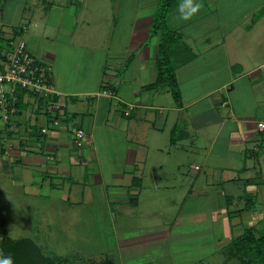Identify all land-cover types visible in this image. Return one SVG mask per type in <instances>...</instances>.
Instances as JSON below:
<instances>
[{"label":"crops","instance_id":"0c3cea01","mask_svg":"<svg viewBox=\"0 0 264 264\" xmlns=\"http://www.w3.org/2000/svg\"><path fill=\"white\" fill-rule=\"evenodd\" d=\"M17 1L0 0L5 6L3 10L0 6V65L10 47L23 39L27 50L50 66L57 94L45 102L21 92L14 112L6 119L0 115V182L7 189L21 188L29 197L46 201L53 197L64 208L98 202L99 210L91 212L100 216L99 221L110 224L117 220L120 225V219L134 216L131 212L136 210L145 180L142 175L148 173L151 186H159V180L167 177L169 169H163V162L169 152L160 157L165 147L178 156L174 169L181 173L178 164L183 155L175 149L181 148L188 150V167L196 173L189 191L202 182L195 199L218 201L209 216L212 222L221 218L219 234L215 233L221 246L233 230L239 234L242 219L237 216L245 217V222L257 220L253 211L263 213L264 207V128L256 126L264 121V6L258 18L253 15L264 0L252 5L247 0L243 5L242 0L246 9L242 26L239 22L218 39L214 23L190 43L185 37L190 33L186 22L176 15L173 18L174 14L169 17L170 29L179 33L188 49L181 58L173 56L180 106L163 100L161 86H147L156 76L158 34L148 35V30L157 0H96L98 15L90 23L82 15L83 0H76L81 6L73 13L68 9L72 0L32 1L36 9L56 11L58 16L49 25L46 20L36 25L31 18L17 23L25 7ZM196 2H202L207 13L219 9V0ZM31 26L36 31L29 32ZM234 31H239V40L231 38ZM177 48L183 50V45L172 50ZM101 89H111L113 95H103ZM164 92L169 93L167 88ZM129 104V113L124 115ZM134 112V121L125 122ZM54 118L57 125L51 124ZM76 127L85 133V142L78 149L72 145ZM111 130L119 131L120 137H114ZM171 131L173 142L169 140ZM108 134L115 140L113 148L105 146ZM184 140L188 149L183 147ZM92 181L100 185L95 195L90 194ZM234 183L242 184L240 193L224 191L233 190ZM207 187L221 192L210 194ZM248 199L261 203L242 209ZM240 201V212L228 209ZM128 206L134 209L130 211ZM254 206L260 209L253 210ZM77 210L65 213L74 217ZM176 216L161 225H141L134 220L117 240L118 264H139V256L156 253L157 244L177 236L172 237ZM168 224L174 228L170 230ZM107 254L113 255L100 251L96 257L82 259L85 264H114Z\"/></svg>","mask_w":264,"mask_h":264},{"label":"rangeland","instance_id":"374dc122","mask_svg":"<svg viewBox=\"0 0 264 264\" xmlns=\"http://www.w3.org/2000/svg\"><path fill=\"white\" fill-rule=\"evenodd\" d=\"M25 1H17L20 2L19 5L23 4L25 6L24 11L16 18V20H18L17 23H25L30 18L36 25L42 24L43 20H46L48 25L55 22L54 20H56L58 16L56 11L50 12L47 10V12H45L43 9L35 8V5L32 4L34 0ZM78 1L72 0V4L68 8L71 13H73V9L78 10L80 8L81 5ZM95 1L96 0H83L85 5L82 15L85 19L89 20V23L94 21L95 18L93 16L98 15ZM200 1L201 0H199V2ZM247 1L248 5L255 3V0ZM93 2L94 5L92 6ZM180 2L181 0H177L175 7L171 11L168 10L166 13V25L168 28L173 25L169 17L173 14V18L175 15H179L178 5ZM206 2L209 3L212 2V0H206ZM221 2H223V6ZM241 2L242 0H219V4L217 3L219 9H217L216 13H207L208 9L204 10L202 9L203 7H201L196 15L185 21L190 28V33H188L187 36L185 35V37L188 38L191 43L192 38L197 39L198 34H205V29H207L210 24L213 25L214 23L218 26L217 32H214V36H216L217 39L225 35L228 29L237 27L239 22H241L240 26H242V13L245 12L244 10L246 9L242 6L245 0L242 4ZM200 4H202V2H200ZM1 5L2 4H0V6ZM1 7L3 10L5 6L2 5ZM223 7H225V9ZM259 8L254 12V19L259 17ZM51 16L55 17L52 18ZM31 31H36V29L31 26L29 32ZM210 37H213L212 31ZM24 38L27 40L26 36ZM231 38L239 40V31H234ZM161 87L163 88V92L161 93L163 94V100L165 99V101H169L170 103L173 102L170 94H165L166 92H164L166 87ZM38 96L36 95V97ZM132 117L131 119H126L125 122L134 121V118L137 117L136 112H134ZM179 122L178 120V123ZM178 126L180 127V124H178ZM111 132L114 137H120L119 131L111 130ZM189 132L191 133L190 130ZM104 142H106V147L113 148L115 140L110 139V135L108 134ZM183 143L186 145L183 146L184 149H188V141L184 140ZM72 145L75 149H78L74 144ZM175 149H178V153L183 155L178 164L181 173L176 174L174 169V162L177 161L178 156H176L177 158L174 157L176 153L172 152L171 148L165 147L160 157L162 158L164 155L167 156V152H169V156H167L163 162V169H169L165 172L167 177L159 180L161 183H159V186H151L150 182L147 181L150 178L148 173L142 175L145 180L143 179V187L138 195V204L134 207L136 210L131 212L134 216L130 218V216L127 215L120 219L122 220L120 225L117 220L112 221L110 224L108 221L103 224L99 221L98 218L100 216H96L95 211L91 212L92 209L99 210L100 205H98V202L97 205L90 203L78 207L71 206L70 208H64L63 204L58 206V204L61 203L58 199L53 197H46L48 199L47 201L46 199H35L25 194L21 188L9 190L7 189V184L0 182V240L4 238H29L39 246L45 255L54 259L55 264H85L82 258L86 256L96 257L100 251L113 253V255L107 254L108 258L111 257L113 263L118 264L119 260L116 259L117 253L114 252L117 240L121 238V233L124 230L130 229L134 220H139L141 225H161L169 223V220H171L174 215H177L175 218V220L178 219L175 225L176 229L174 228V224L172 226L168 225L171 227L170 230H172V228L175 229L172 231V237L177 233L178 235L157 244V246L154 247L157 249L156 253H151L150 256L147 254L149 257L144 255L140 259L141 256H139V264H238L235 260L225 261L223 255L219 251L221 245L217 242L215 233L217 232V234H219L221 218L218 217L217 222H212L209 216L210 210L216 207L218 201L214 198L206 197L200 200L195 199L196 193L200 191L198 188H200L203 183H195L192 191H189L190 184L193 182V177L196 175L195 171L188 167L191 156H189L188 150L185 151L181 148ZM155 155H157V153ZM151 157L154 159V156ZM148 167L150 168L152 166L148 164ZM153 167L151 169H154ZM90 169L93 170L92 168ZM173 170L174 172H172ZM90 173L92 174V171H90ZM2 183L4 187L1 185ZM206 185H209L208 182ZM241 185L242 184L239 183L231 184L233 190L226 191L227 189H224V191L233 194L240 193ZM89 186L90 194L95 195L99 193V184H95L92 181L89 183ZM207 188H209L207 192L210 194L221 192L220 188ZM42 192L48 193L44 190ZM32 200L35 202L34 204H32ZM254 203L255 202H251L249 206ZM260 203L257 201L255 204ZM241 206L242 201L237 205L228 206V209L233 210ZM71 208L73 210L78 209L77 215L75 214L73 215L74 217H67L65 212H69ZM127 208L130 211L134 209L130 206ZM255 209H260V206H254L253 210ZM60 211H63L65 215ZM252 215L257 217V220L262 218L264 215V207L263 213L257 214V212L253 211ZM236 219L243 220V222L241 220V223L238 225L240 232L246 225L253 224L257 221L245 222V217L241 216H237ZM133 224L136 225L138 222H134ZM233 231L232 234L235 235ZM154 248H151L152 252Z\"/></svg>","mask_w":264,"mask_h":264},{"label":"trees","instance_id":"16d2710c","mask_svg":"<svg viewBox=\"0 0 264 264\" xmlns=\"http://www.w3.org/2000/svg\"><path fill=\"white\" fill-rule=\"evenodd\" d=\"M177 0H157L150 24L148 35L158 34V42L155 56L156 76L154 82L148 84V87L165 86L169 92L174 104L181 105L180 91L173 70V56L181 55L188 51L187 47L182 43L179 33L171 30L166 25V13ZM264 6L259 8V13H262ZM259 14V15H260ZM255 15H253L254 17ZM257 18V17H256ZM179 44L183 45V50L177 48V51L172 50ZM185 52V53H183ZM177 53V54H175ZM110 91H112L110 89ZM21 92H28L36 96V93L14 87L13 95L14 110L17 106V101ZM113 92V91H112ZM38 96V95H37ZM55 97V95L49 96ZM49 97H47L49 99ZM46 97H38V100L47 102ZM55 119V118H54ZM57 119V118H56ZM170 142H173V131L170 133ZM264 183V182H263ZM251 201H245L242 209H249ZM241 209L235 210L240 212ZM225 261L235 260L238 264H264V215L255 223L246 225L237 235H231L228 241L221 246L220 250ZM0 258L11 256L14 264H55V260L50 256L45 255L38 245L29 238H4L0 240Z\"/></svg>","mask_w":264,"mask_h":264},{"label":"built area","instance_id":"2783aa9c","mask_svg":"<svg viewBox=\"0 0 264 264\" xmlns=\"http://www.w3.org/2000/svg\"><path fill=\"white\" fill-rule=\"evenodd\" d=\"M263 68V67H262ZM50 66L40 61L31 54L25 45V41L19 38L8 51L6 58L0 65V115L6 119L8 115L14 112L13 95L14 87L25 89L36 93L41 97H49L56 95L51 79ZM7 87V88H6ZM101 94L112 96L113 93L109 89H101ZM131 105L123 110V114L129 113ZM57 119L51 121L52 125L58 124ZM258 129L264 128V121L256 123ZM41 132H45V128H40ZM72 140L76 148L82 147L85 142V133L80 127L72 129Z\"/></svg>","mask_w":264,"mask_h":264},{"label":"clouds","instance_id":"9594fccd","mask_svg":"<svg viewBox=\"0 0 264 264\" xmlns=\"http://www.w3.org/2000/svg\"><path fill=\"white\" fill-rule=\"evenodd\" d=\"M201 7L202 5L197 3L196 0H181L178 5V20L186 21L191 19L200 11ZM0 264H14V261L11 256H7L0 258Z\"/></svg>","mask_w":264,"mask_h":264}]
</instances>
